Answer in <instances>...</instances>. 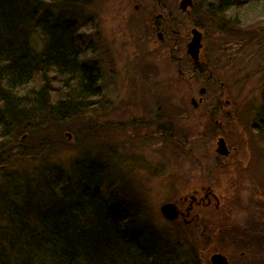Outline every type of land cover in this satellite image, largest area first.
Wrapping results in <instances>:
<instances>
[{
	"label": "rangeland",
	"instance_id": "rangeland-1",
	"mask_svg": "<svg viewBox=\"0 0 264 264\" xmlns=\"http://www.w3.org/2000/svg\"><path fill=\"white\" fill-rule=\"evenodd\" d=\"M195 1L202 16L210 4L211 16L200 25L199 11L189 13L176 28L185 33L193 20L201 26L203 55L211 58L217 73V84L208 86L199 107L194 109L190 98L199 97L202 79L179 78L168 51L153 43L149 18L155 12L136 11L131 0H87L82 31L90 37L89 54L101 67L102 93L84 115L30 136L29 156L0 165V183L14 176L20 184H35L55 172L74 181L79 168L93 174L100 167L102 177L110 176L113 187L123 190L156 234L194 246L204 261L221 251L236 263L243 253L233 240H219L220 229L249 223L264 233V226L259 228L264 222V136L258 132L264 123V0H242L238 9L228 11L216 7L218 0ZM220 98L230 99L238 109L225 134L230 153L240 162L237 170L230 165L225 172L218 168L222 155L218 158L213 138L218 126L210 116ZM43 138L52 141L42 145ZM198 183L216 186L227 198L223 211L212 208L201 214L205 237L193 225L172 222L160 211L163 203ZM6 185L16 187L7 180ZM257 205L263 209L256 212Z\"/></svg>",
	"mask_w": 264,
	"mask_h": 264
},
{
	"label": "trees",
	"instance_id": "trees-1",
	"mask_svg": "<svg viewBox=\"0 0 264 264\" xmlns=\"http://www.w3.org/2000/svg\"><path fill=\"white\" fill-rule=\"evenodd\" d=\"M241 1L218 0L216 7L238 9ZM205 5V16L194 11L200 25L211 16ZM85 6L87 0H0V165L26 159L30 136L84 115L101 95V67L82 31ZM259 128L264 136V123ZM79 170L74 181L57 172L35 184L1 179L0 264H208L194 246L156 234L110 176ZM6 180L16 187H4ZM253 227H222L219 240H233L243 253L236 259L264 264V233Z\"/></svg>",
	"mask_w": 264,
	"mask_h": 264
},
{
	"label": "flooded vegetation",
	"instance_id": "flooded-vegetation-1",
	"mask_svg": "<svg viewBox=\"0 0 264 264\" xmlns=\"http://www.w3.org/2000/svg\"><path fill=\"white\" fill-rule=\"evenodd\" d=\"M133 2V8L136 11L141 10L142 8L151 13L155 12L151 18H149L150 31L156 40L153 43L157 42L168 51L169 56L172 59V62L175 64L176 75L179 78L192 79L197 76L202 79L201 84L203 87L198 89L199 97H191L190 103L191 106L196 109L200 104L203 103V95L209 90L208 86H214L217 84L216 77L217 73L211 69V58H205L204 53V40L202 38L203 47L201 48L199 59L194 60L187 52V44L191 39V29L198 28L202 31L201 26L194 23V20L185 26L186 32L183 33L177 27H182L180 25V20L182 17L193 13L196 9V1H192V6L186 10H182L178 3L173 0H131ZM193 11V12H192ZM194 14V13H193ZM204 37V34H203ZM208 88V89H207ZM220 93H217L215 96H220ZM213 106V105H212ZM209 109H207V112ZM237 107L232 104L230 99H222L211 108L210 116L213 118V122L217 124L218 128L215 131L213 136L216 148L217 143L221 139L223 140L225 147L228 151V154L222 155L217 153L218 158L222 161L218 163V168L226 169L228 166L233 165L232 162L238 163L237 157H233V154L230 153L228 149V137L225 134V129L227 127V121L237 120ZM255 126V125H254ZM233 157V161L228 160ZM232 163V164H231ZM227 198L224 199V195L220 193L216 186L211 185L210 183H198L193 184L190 187H187L184 191H181L173 200L176 205L178 217L172 222L182 224L184 226L193 225L199 229L200 233L204 235V231L201 230L200 222L203 224V217L201 214H204L205 211H209L214 208L216 211H223V203ZM230 199V197H228ZM205 237V235H204ZM209 242V241H207ZM216 251H214L215 253ZM217 253V252H216ZM221 253V252H220ZM209 257L208 264H213L211 261V255ZM225 255V254H224ZM226 256V255H225ZM227 257V256H226ZM229 264H233V259L228 256ZM236 264H244L242 259H237Z\"/></svg>",
	"mask_w": 264,
	"mask_h": 264
},
{
	"label": "water",
	"instance_id": "water-1",
	"mask_svg": "<svg viewBox=\"0 0 264 264\" xmlns=\"http://www.w3.org/2000/svg\"><path fill=\"white\" fill-rule=\"evenodd\" d=\"M180 8L182 10H186L187 8L192 6L191 0H181L179 4ZM202 38H203V32L199 30L198 28H192L191 29V39L189 43L187 44V52L188 54L194 59H199L201 48L203 47L202 44ZM217 153L226 155L228 154V151L225 147V144L223 140H219L217 143L216 148ZM160 211L162 215L170 220L173 221L178 217L176 205L173 202H165L161 205ZM211 261L213 264H228V259L223 253H214L211 255Z\"/></svg>",
	"mask_w": 264,
	"mask_h": 264
},
{
	"label": "bare ground",
	"instance_id": "bare-ground-1",
	"mask_svg": "<svg viewBox=\"0 0 264 264\" xmlns=\"http://www.w3.org/2000/svg\"><path fill=\"white\" fill-rule=\"evenodd\" d=\"M93 165H94V164H93ZM97 170H98L99 172L102 171V169H100V168H98ZM111 185H112V187H113V184H111Z\"/></svg>",
	"mask_w": 264,
	"mask_h": 264
}]
</instances>
